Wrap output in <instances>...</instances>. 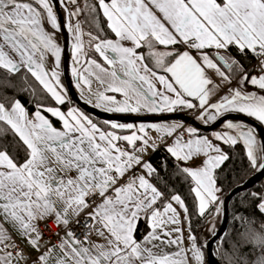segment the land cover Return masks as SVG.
Listing matches in <instances>:
<instances>
[{
	"label": "snow or ice",
	"instance_id": "snow-or-ice-1",
	"mask_svg": "<svg viewBox=\"0 0 264 264\" xmlns=\"http://www.w3.org/2000/svg\"><path fill=\"white\" fill-rule=\"evenodd\" d=\"M57 2L68 11L75 87L94 108L137 115L189 110L204 124L237 113L264 124V0ZM100 15L114 38L100 34ZM63 27L54 0H0V264H206L190 224L185 235V201L152 182L157 169L145 154L157 147L150 131L160 141L173 139L166 150L177 172L194 182L197 211L205 216L221 211L216 173L229 156L219 144L179 122L99 124L75 107L43 105L30 113L8 95L20 90L17 79L31 77L56 104L65 103L57 36ZM232 47L257 60L256 74L230 56ZM248 84L257 91H247ZM222 122L214 140L241 148L251 171L264 174V135L242 120ZM250 195L264 214V193ZM237 219L242 230L225 264H264V222ZM49 221L63 231L55 234L58 243L44 239L41 224L46 229ZM141 223L146 231L138 236ZM243 244L258 249L253 260L242 256Z\"/></svg>",
	"mask_w": 264,
	"mask_h": 264
},
{
	"label": "trees",
	"instance_id": "trees-1",
	"mask_svg": "<svg viewBox=\"0 0 264 264\" xmlns=\"http://www.w3.org/2000/svg\"><path fill=\"white\" fill-rule=\"evenodd\" d=\"M91 3H95V0H90ZM84 4V2H83ZM82 4V5H83ZM83 19V16H81ZM96 25L99 26L103 31L100 33L102 36L112 38L113 34L107 28L105 20L100 15L96 17ZM84 31H89L88 25H84ZM92 31L96 30V27L91 28ZM85 42H87V36H85ZM145 56H148V49L145 47L142 49ZM230 56L239 62L243 68L250 70L252 60L249 55L245 56L238 52L235 47L230 48ZM90 56H94L99 59L98 55L94 52L89 53ZM20 90L10 91L8 95L14 96L19 99L26 109L33 113L37 110L38 105L44 107L55 106L61 110L66 109V105L57 106L53 99L42 89V87L33 78L29 77L27 82L17 79L16 81ZM186 115V112H181ZM56 127H59L57 119L51 117L48 113H45ZM90 116V115H89ZM94 121L99 124L104 122L90 116ZM199 134H207L198 132ZM224 152L229 156V159L224 161L220 169L217 170V184L221 190L220 206L223 198L235 187L242 185L248 178H250L255 172H252L249 168L248 161L243 151L239 147H230L229 145L224 146ZM22 156V153H21ZM148 162L157 169V176L152 179V182L156 184L161 190L167 191L169 194L180 195L181 199L185 201V206L189 209L188 215V227L190 224L192 234L197 236L200 242L205 245L208 238L203 237V230L206 223L213 217L214 208L210 209L211 214L200 216L197 213V203L193 192L191 191L192 183L190 178L185 179L176 170L175 159L171 155L160 148L153 152L148 157ZM251 193H264V178L255 184L251 189L236 194L228 204V222L227 227L223 235L214 243L212 253L214 258L219 264H225L227 254L232 252L231 245L238 239L237 232L242 230L239 220L237 217H249L255 225L258 227L260 223L264 222V214H261L259 209L256 207V201L250 195ZM222 208V207H221ZM222 210V209H221ZM146 231V225L141 223L139 226L138 236H141ZM223 237V239H221ZM242 256H245L248 260H253L258 254V249L253 252V245L243 244L240 247Z\"/></svg>",
	"mask_w": 264,
	"mask_h": 264
},
{
	"label": "water",
	"instance_id": "water-1",
	"mask_svg": "<svg viewBox=\"0 0 264 264\" xmlns=\"http://www.w3.org/2000/svg\"><path fill=\"white\" fill-rule=\"evenodd\" d=\"M54 5L56 6V11L58 18L64 24L61 30L63 38V51L61 60V75L63 83L70 101L76 105L81 111L90 115L101 121H118L122 123H158V122H169V121H179L185 125L196 127L198 132L210 133L218 129L219 126L223 124V120H242L245 124L253 127L258 136L264 135L263 129L254 121L234 113H229L226 117L221 118L217 122L211 125H201L197 123L192 117L185 115L181 112L172 114H161V115H150V116H133V115H115L101 112L95 108L87 105L81 97L78 95L74 88L75 78H72L69 72V60L71 54V32L67 29L68 23V11L65 10L63 4H59L57 0H54ZM264 178V174L255 172L250 178H248L242 185L232 189L222 200V215L220 224L216 230V235L211 236L205 243V253H206V264H219L214 258L212 253V248L214 243L223 235L228 222V204L230 200L238 193L251 189L255 184L260 182Z\"/></svg>",
	"mask_w": 264,
	"mask_h": 264
},
{
	"label": "crops",
	"instance_id": "crops-1",
	"mask_svg": "<svg viewBox=\"0 0 264 264\" xmlns=\"http://www.w3.org/2000/svg\"><path fill=\"white\" fill-rule=\"evenodd\" d=\"M96 1V0H95ZM83 2H84V0H79V3L82 5L83 4ZM74 6L71 4V3H69L68 5H67V8L68 9H72ZM102 16V15H101ZM103 17V16H102ZM75 19H77L76 17H73V20H75ZM80 19H81V17H80ZM103 19L105 20V23H106V25H107V21H106V18H104L103 17ZM113 34V37L112 38H114V33H112ZM57 36H58V42H59V44L61 45V48H62V51H63V38H62V33H61V31L60 32H58L57 33ZM71 39H73V35H72V33H71ZM236 49V48H235ZM159 50H166L165 48H164V46H160V48H159ZM237 50V49H236ZM213 51V53L215 52V50L213 49L212 50ZM238 51V50H237ZM239 52V51H238ZM98 55V54H97ZM61 60H62V54H61ZM60 71H61V67H60ZM211 75H212V77H213V79L217 82V83H219V81H220V78L218 77V76H216L214 73H210ZM70 75H71V77L72 78H74L73 77V75L70 73ZM61 84L63 85V89L66 91V89H65V86H64V83H63V79H62V75H61ZM232 86L234 87V86H236V82H235V78H233V84H232ZM42 87V86H41ZM158 87H159V85H158ZM74 88H75V82H74ZM227 88H228V86L227 85H224V86H222V88H221V91H220V95L222 96V95H224V94H226L227 93ZM246 90L247 91H257V89L254 87V86H252V85H250V84H248L247 86H246ZM77 91V90H76ZM67 93V92H66ZM78 93V92H77ZM261 94H264V93H261ZM49 96H50V94H48ZM79 95V94H78ZM80 96V95H79ZM81 97V96H80ZM119 98V97H118ZM82 99V98H81ZM83 100V99H82ZM54 101V100H53ZM84 101V100H83ZM55 102V101H54ZM85 102V101H84ZM86 103V102H85ZM55 104H56V102H55ZM65 105H66V109L65 110H62V111H65V112H67L68 110H70L71 108H73V107H75V108H77V109H79L77 106H75L71 101H70V99H69V97H68V95H66V99H65V103H64ZM87 105H89L90 107H92V108H94L91 104H88V103H86ZM57 106H59V104H56ZM59 108V107H58ZM96 109V108H95ZM80 110V109H79ZM98 110V109H97ZM103 112V111H102ZM176 112H186V115H188V116H190V117H192L197 123H199V124H201V125H211V124H204L201 120H199L198 118H197V113L195 112V111H189V110H184V111H176ZM172 113H175V112H171V113H168V112H164V113H146V112H142L141 114H139V115H137V114H121V113H109V114H115V115H133V116H150V115H161V114H172ZM49 114V113H48ZM234 114H237V113H234ZM50 115V114H49ZM238 115H241V116H243L242 114H238ZM51 116V115H50ZM244 117H246V116H244ZM246 118H248V119H250V120H252V121H254L255 123H257L262 129H263V131H264V124H261L260 122H258V121H256L254 118H249V117H246ZM233 122H235V121H237V120H232ZM177 122H179V121H175V122H172V121H169V122H166L167 124H173V123H177ZM179 123H181V122H179ZM181 124H183V123H181ZM213 124V123H212ZM59 125H60V123H59ZM183 125H185V124H183ZM61 126V125H60ZM59 126V127H60ZM188 125H185V127H187ZM59 127H57V128H59ZM222 131H224V126H223V124L221 125V126H219L218 127V129H216L215 131H213V132H210V133H207V134H199V135H201V136H207V137H209V139H212L215 143H217V144H219L221 147H222V150L224 151V146H227V145H224L223 144V142L222 141H215L214 140V133H217V132H222ZM152 133H155V131L154 130H152V131H150L149 132V135L152 137ZM257 133V132H256ZM258 135V134H257ZM153 140H156V144H157V147L155 148V150H152V149H150L146 154H145V160H147L148 161V157L153 153V152H155L156 150H158V149H160V148H162V149H164L165 151H167L166 149H167V147L169 146V145H171L172 143H173V139L172 138H165V139H168V142H165L164 140L163 141H160L159 139H154V138H152ZM170 154V153H169ZM201 159H203V157H201ZM191 183H192V187L194 186V182H192L191 181ZM193 195H194V193H193ZM218 196H219V199H220V197H221V191L218 193ZM194 197H195V195H194ZM196 203L198 204V202L196 201ZM174 206H176L175 204H174ZM219 207H220V205H219ZM178 211H183L182 209H178ZM197 213H198V211H197ZM222 213V212H221ZM199 215V214H198ZM222 215V214H221ZM221 215H220V213L219 214H216L215 213V210H214V215H213V217L206 223V225H205V227H204V230H203V237L204 238H208V237H211V236H213L212 235V233H211V227H212V225H213V223L215 224V227H216V230H217V228H218V226H219V224H220V221H221ZM182 220H183V226H184V228H185V235H187L188 233H187V229H188V218H187V220H184V218H183V216H182ZM49 223H51V224H54V223H52L51 221H49ZM41 225H43V224H41ZM54 225H56V224H54ZM19 243H20V245L22 246V248H24V250H25V252H26V254H31L32 256H33V258H34V256H35V253L30 249V248H28L26 245H25V243H24V241L23 240H19L18 241Z\"/></svg>",
	"mask_w": 264,
	"mask_h": 264
},
{
	"label": "built area",
	"instance_id": "built-area-1",
	"mask_svg": "<svg viewBox=\"0 0 264 264\" xmlns=\"http://www.w3.org/2000/svg\"><path fill=\"white\" fill-rule=\"evenodd\" d=\"M249 57L252 60L250 70H251V72H253V74H256V72H258V69H255V71H254V66L257 64V60L251 54H249ZM175 113H177V112H175ZM164 141L168 142V139H165ZM41 228H42V230H44L45 241H50L52 244L58 243V238L55 235L56 233H59L60 236H63V231H61L57 225L51 224L49 222H48L46 229L44 228V225H41ZM9 248L11 249L12 245H9Z\"/></svg>",
	"mask_w": 264,
	"mask_h": 264
},
{
	"label": "rangeland",
	"instance_id": "rangeland-1",
	"mask_svg": "<svg viewBox=\"0 0 264 264\" xmlns=\"http://www.w3.org/2000/svg\"><path fill=\"white\" fill-rule=\"evenodd\" d=\"M72 46H73V39H71V54H70V60H69V72L71 74H72V67L74 66V64H73V47ZM75 90H77L76 92H78V94L80 95V90L77 89L76 87H75ZM98 110L102 112V110H100V109H98ZM104 113H107V112H104ZM53 118H55V117H53ZM172 122H175V121H172ZM159 123H166V122H158L157 124H159ZM139 124L140 123H137L136 125L138 126ZM145 124H153V123H145ZM152 138L157 139V133L156 132L155 133H152ZM220 208H221V206H220ZM221 212H222V210L220 211V215H221Z\"/></svg>",
	"mask_w": 264,
	"mask_h": 264
}]
</instances>
